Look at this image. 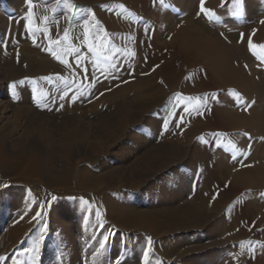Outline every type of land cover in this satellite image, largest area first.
Returning <instances> with one entry per match:
<instances>
[{
	"label": "rangeland",
	"instance_id": "obj_1",
	"mask_svg": "<svg viewBox=\"0 0 264 264\" xmlns=\"http://www.w3.org/2000/svg\"><path fill=\"white\" fill-rule=\"evenodd\" d=\"M157 1L159 2V0H152L151 5L156 6L158 3ZM89 2L92 4H84L80 0H33L34 16L39 14L40 20L36 21L33 16V19L29 22L26 19L28 10L27 0H0V137L4 141L5 146L10 149V153L15 151V153H20L21 151L26 150L28 151L27 153L29 154V157L34 156V153L36 155L41 154L42 157L39 159V162L42 168L44 167L41 170V173H46L47 171H45V169H48L50 171V175L52 176L72 177V180H66L67 182L60 185L64 188V191L51 190L38 181L35 182L32 178V180H30L29 177L28 179L25 177H16L25 164L23 165V163H18L16 166H9V164L5 161V159L10 156H13L14 158L15 153L14 155H8L5 153L4 156L6 157H3L5 159L0 157L2 159H0V194L4 195H0V236L4 233L7 226L13 222V219H17L22 215L24 208H28L29 202L32 200L33 202L38 203L39 212L43 214L47 212L49 208H52L51 205L54 201H50V198L52 199L53 196L56 197V201L64 200V198H75L74 200L80 201V198H83L89 201L90 208L79 203L81 204L80 207L86 211L89 209L88 217L91 221L86 222L84 214H82V216L76 215L74 216V223H76L79 227H94L96 230H100V232L104 231L106 236L111 235V232L116 230L117 236L120 239L129 236L140 238L142 248L144 250L147 247V241L150 238L152 245L149 251L152 255L156 256L155 258L157 261L154 264H196V262L187 258L186 254H181L180 251V249L187 247V241L189 240L178 242L176 246H173L169 241L177 239L178 236L190 239L198 234L203 241L207 240V237H205L202 233L204 232L203 226H205L206 220L204 218V211L206 208L204 209L203 201H205L204 198L207 195L215 196L213 203H209L208 207H215L219 205L223 198L226 203L224 206L226 209L225 211L229 214L230 218H233L241 223H248L250 221L256 222V219H254L252 214V208L248 203L247 195L245 196L244 194L245 192L237 194L235 187L238 186L234 184V187L232 182H225V180L223 182L219 170H217L216 174L214 173L212 175L213 179L211 176L209 177L204 175L205 171H209L206 163L213 164L210 168L212 174V171L215 170L216 166L220 165L216 164L218 161L216 156L218 157V155H223L225 153L224 150L233 149L231 147L232 141L230 136L227 137L226 132H223L220 128L216 130L207 127L209 123L214 125L216 119L218 118V108L216 109V104H218L219 101L217 98L216 101L210 100L206 108L201 109L204 114L200 115V117L205 124L195 127V129L190 131V133H183L182 129L177 127L170 129L164 128L160 131L156 130L157 134L153 138L146 136L144 129L141 127V115L138 113H134L135 117L131 120V123L123 132L119 131L118 126L115 124L103 126L99 124V118H109L108 115L111 111V104L107 101L106 95L109 92L120 88L122 85L126 86L130 82L128 80H126L128 81L127 83L126 81L119 82L123 78H106L104 81V78L99 76L100 82L104 83V85L109 84L108 86H111L112 84L110 83L114 84L115 82H119L117 85L112 87L113 90L108 89L101 92L99 90L102 89H98L94 86V83L97 82H94V76H97V74H93L91 70L88 69L89 74H91L88 78L90 79L93 77L94 80L91 78V81H89L88 79V82L85 81V84H82L79 87L84 93L88 92L90 94L80 98L81 100H79V102L69 103L73 94L79 95V93L73 91L76 90V87L74 89L71 86L72 88L69 87L68 97H65L64 101H60L58 97L65 90V85L56 81L55 77L62 75H59L60 72H57L58 74L54 73L55 69L44 72L42 67H49V64H53V67L61 65L59 64V61L54 59L49 52L46 51V49L50 45V40L63 37L64 29H68L70 26L79 27L80 33L72 34V38L69 34L67 40H62L59 45H52L61 58L68 59V57L72 54V49H76V44L84 47L83 45L86 43L84 39L85 21L88 22V41L91 42L93 33L97 31V21L99 22V27L101 28V22L96 18V13L100 10L108 8L106 5L109 3L101 5L94 4V0H89L88 3ZM38 3L40 6L37 5ZM191 5L192 4H190V7ZM115 8L123 11H128L129 9L127 6L121 8L118 5H115ZM252 8L253 7L245 9L244 14L239 17H224L210 12L211 15L214 14L215 18L209 19V16L204 17L203 25L210 28V33L218 34L223 40L225 38H229L236 39L237 42L239 40L241 41L242 34L244 35L247 29H251L255 22L259 21L264 16L263 8ZM181 9L178 10L177 15L180 17L187 15L188 11L185 9L181 11ZM40 13L43 14L41 15ZM45 17L47 19H45ZM128 17L129 14L125 16V19L131 20ZM64 19H67L66 24L69 23V26L65 24V27L59 26ZM155 22L157 21L151 20L150 25L147 26L148 29L145 36L144 32H142L136 37H142L143 35L146 39H148V41H151V43L158 41L159 38L163 39L162 37L166 39L169 38V25L166 28H163L166 30V33L163 36L162 34H157L158 36H155V33H157L154 28L156 25ZM31 23L34 24V29H32L33 27L31 26ZM30 27L34 32V35L29 32ZM241 30L244 31L242 32ZM103 34L104 37L113 39V41L117 40L114 32H110L108 34L103 31ZM33 39L36 41L35 44L33 43ZM86 44V49H83L80 54L76 53V55L83 56L85 58L84 63H87L88 61L91 63L93 60L92 53L87 50ZM69 45H71V48H69ZM119 46H121L119 48L120 50L125 49L122 43ZM133 47L132 52H136L134 55V60H136L134 62L136 69L142 67L144 63L145 68L141 71H136L133 67L134 69L131 68V71L137 73V75L142 78H155V76L158 75L157 79L153 82V87H163V85H165L163 91L169 94L168 97L170 100L173 99L172 102H175L174 97L178 93L181 95V92H179L177 87H175L174 92L167 87L165 83L166 75L161 74L160 67L167 63V59L168 64L166 67L168 71L173 70L175 67L180 68L182 66L180 61L184 62V59L176 53V47L174 45H167V47L165 45V47H160V44H158V46L151 47V49L145 52L149 58L144 57L143 53H141V49H137L136 44ZM147 48H149V46ZM165 55H167V57H165ZM151 56L152 60L150 59ZM157 60H162V62L158 64ZM258 61L262 62L260 59ZM91 65L93 67L92 63ZM101 66H103V62H101ZM194 71L195 72H193V74L195 78L197 77V74L199 75L201 72L199 77L207 82H210L206 70L198 72L199 70L194 69ZM42 72L44 74H41ZM36 73L39 74L37 75L38 77L35 76ZM46 76L53 77V84L50 85L47 81L42 79V77ZM21 81L24 83H20ZM13 84L17 85L15 89L10 88ZM189 87L191 89L193 88L192 85ZM33 88L36 89L38 97L41 93L46 92L48 93L50 100L53 97H56V102L48 105L47 107H38L32 100ZM214 92V90H210V92L206 93L207 96H211L212 94H215ZM100 93H103V95H100ZM245 95L248 97L247 94H243L239 97L244 100L246 99ZM181 96L191 98V114L192 109H194L198 103H203V99L195 100L193 95L192 97L184 95ZM127 97L129 102L137 108L139 102L136 97L132 93L128 94ZM62 102L64 107L59 108V105ZM69 104H72V106H69ZM75 105H77V107ZM49 108L51 110H49ZM146 113L147 112H144L143 114L145 115ZM147 115L148 113L145 117H147ZM156 115L152 116H155L156 118ZM157 118H160V120H165L166 118L170 119L167 114H164L163 116L161 115ZM74 119L77 120L74 121ZM66 129L71 133L73 132L74 136L71 139L72 142L70 141L71 143L69 142L64 146L63 138L65 131H67ZM111 132H113L114 135L112 139L109 138V134H111ZM217 132L224 133L225 135L217 140L213 136V134ZM133 135L136 138H134ZM139 137L143 140H138ZM200 137H204L208 143H202L199 139ZM251 140H253V138H251ZM194 143L199 144L202 155H204L199 157L200 162H196L193 171L192 168L187 165V161L190 159L188 158L190 157L189 154L191 155V151H193L195 147L193 145ZM205 152L208 154L209 158L206 157ZM225 154L229 156L227 157L229 163H238L241 161L239 159V155L237 154L235 160L232 159L233 154L229 151ZM147 157H149V159ZM201 159H203V161ZM201 163H204V165H201ZM198 164H200L201 167H199L200 165L198 166ZM157 170L158 179H155V181L158 180L159 190L156 189L149 192V189H147L150 186L149 182L151 181L149 178L151 174ZM176 170L178 171L176 172ZM188 170H192L193 173ZM188 172L192 175L191 178H186V181L184 180V186H189L188 184H190L193 179L194 183L192 182V184L198 185L197 182H200L199 186L201 189H198L199 186L196 187V185H192L189 189L190 191L187 190L180 192L178 193L179 196H177L174 191H172V186L176 184L175 182L178 176L182 173ZM102 175H107L106 177L109 180L107 181L112 185V189L106 187H99L97 190L93 189L97 183V177ZM84 176L88 179L89 184H87L86 187H82L80 182L81 178ZM161 180L163 183H161ZM179 181L181 182L180 179ZM134 182L140 184V187L136 191L129 188L131 183ZM223 184L227 185V187L223 186ZM160 187H166L165 191L168 190V192L171 193H169L168 196H164V194L161 195L162 190ZM220 191L226 192L220 196ZM9 199H13L12 206H7ZM44 199L48 200L47 205L45 204ZM108 199L113 200L115 203L108 201ZM121 201H125L129 204L128 206L126 205V208L128 209L139 208L148 211L156 209L161 210L160 220L163 221V223H168L173 215L176 214L177 210H186L190 214H185L187 219L186 221L188 223H192V225L196 224L197 227L193 229L194 231L190 229L192 232L188 229L185 230V228L180 227L183 230L173 231V233L171 232L172 234H168L167 238L161 235L160 238L151 236L146 232L127 230L126 228H123V226L115 224L111 218L110 220L104 219L101 221H95L91 218V210L99 209L100 213L105 215L107 205L110 204L109 202H112L113 204H122ZM121 210L122 209L120 208L119 211ZM11 214L12 216H10ZM215 216H217V214L211 218L215 220ZM127 220L128 224L133 221L132 217L127 218ZM38 223L39 221H37V223L31 227L28 233L24 236L26 241H30L28 237L29 235H34L36 233L34 228L36 225L38 226ZM101 224L103 227H100ZM55 225L58 226L59 223L56 222ZM163 229L164 224H161V233L164 232ZM195 230H197L198 233ZM54 235V239L52 240L56 243L57 241H60L62 244H55L51 246L50 252L57 255L60 254L64 244L62 237L57 234ZM96 235H98L97 232ZM250 240H252L253 243ZM250 240L246 242L242 241L243 245L244 242L245 246L251 242L254 248L256 246L259 248V245L262 243V240L259 239L250 238ZM238 243L233 242L229 246L227 245V248L225 249L227 253V256H225L226 260L231 261L237 257L235 260H238L239 263L242 260L240 264H260V255L256 251L257 248L254 253H249V251H247L240 253V255L237 254V252H235L236 250L233 248L238 245ZM252 245L251 247L253 248ZM123 247L124 245H121L120 250H122ZM247 247H250V245ZM42 249H44V247ZM106 255L110 258L116 257V260L118 258V253L115 254L108 252ZM44 260L48 264H64L66 261V259L64 260L59 256H50L48 259ZM210 260H207V262H210L207 264H212L211 262H214L212 259ZM27 262V259L20 258L16 264H26ZM123 262L124 264H132L131 254H128V257H125ZM80 264H85V262L80 261ZM140 264H145V262ZM148 264H150L149 260Z\"/></svg>",
	"mask_w": 264,
	"mask_h": 264
},
{
	"label": "bare ground",
	"instance_id": "obj_2",
	"mask_svg": "<svg viewBox=\"0 0 264 264\" xmlns=\"http://www.w3.org/2000/svg\"><path fill=\"white\" fill-rule=\"evenodd\" d=\"M80 1L84 4H92L90 2L88 3L89 0ZM151 2L152 0H94V4L104 5V3H109L106 5L108 8L100 10L98 13H96V18L101 22V29H103V31L108 34L110 32H114L117 40L113 41V39L104 37L103 31L99 33L95 31L91 38V42L95 43L98 47L100 45H105L107 48L105 54L107 55H111L113 51L119 49L121 47L119 45L122 43L125 49H119L118 52H115L113 57L114 60L119 64V71H117L110 78H123L119 82L126 80L130 81L126 86L122 85L120 88L109 92L107 95L105 94L107 101H109L111 104V111L108 115L109 118H99V124L102 126L115 124L118 126L119 131L123 132L131 123V120L135 117L134 113H138L141 115V127L144 129L146 136L153 138L157 134L156 130L160 131L161 129H164L162 123L164 120H160V118L157 117L161 115L163 116L164 114L168 115L171 105L176 103V101L172 102L173 99H169V94L163 91L165 85H163V87H153V82L157 79L158 75H156L155 78H142L138 76L137 73L132 72L131 68L133 67L136 71H141L144 69L145 63L142 67L136 69L134 63L136 60H134V57L129 58L126 53L132 52L134 48L133 46L136 44L137 49H141V53H143L144 57L149 58L145 52L151 49V47L158 46V44H160V47H165V45L166 47L167 45H174L177 50L176 53L182 56L184 62L180 61V64H182L181 67L179 66L180 68L175 67L173 70L168 71L166 67L168 64L167 59V63L160 67L161 74L166 75L165 83L167 87H169L173 92L175 87H177L179 92H181V95L187 97H192L193 95L195 100L197 98L203 99L205 96H207L206 92L214 90L216 98L219 101V103L216 104V109L218 108V111L216 110L218 112V118L216 119L214 125L209 123L207 127L216 130L220 128L223 130V132H226L227 137L230 136L232 141L231 144L234 143L236 148L224 150L225 153L227 151H229L231 154L235 152V154L239 155V159L241 160L238 163H229L227 160V157L229 156H227L225 153L221 156L218 155V157L216 156L218 160H216L217 163L215 161L214 162L220 165L216 166L215 170L212 171L211 174L210 168L213 164L206 163L209 171H205L204 175L212 177V175L214 173L216 174L217 170H219L223 182L225 180V182H232L233 185L235 184L238 186L235 187L234 185L237 194L245 192L244 194L245 196L247 195L248 203L252 208V214L254 219H256V222L250 221L248 223H241L233 218H230L229 214L225 211L226 209L224 206L226 203L223 198L219 205L215 207H208L209 203H213L214 200L213 196L207 195L204 198L205 201H203L204 209L206 208L204 211V218L206 219L205 226L202 224L204 227V232L202 233L205 237H207V240L203 241L202 238L198 236V234L197 236L195 235L190 239H186L183 236H178L177 239L173 240L174 242H169L173 246H176L178 242L189 240L187 241V247L180 249V251L181 254H186L187 258L193 262H196V264L210 263L207 262V260L210 259L214 261L211 262L212 264H240L242 260L239 263L238 260H235L237 257H235V259L231 258V261L225 259V256H227L225 250L227 245L229 246L233 242H239L238 245H233V248L236 250L235 252H237V254H240L242 252L249 251V247H247L249 244L245 246V242L250 240V238H255L262 240L261 245L258 244L260 247L257 248L256 246L254 248V246L252 244L251 245L254 249L257 248L256 251L260 255V264H264V247H262V245H264V196L261 195V193H264V61H258V57H264V52L257 50L256 54L254 55L253 51H251L248 47V40H251L257 45H264V16L259 21H256L251 29H247L244 35H242V40L237 42L236 39L225 38L223 40L218 34L210 33V28L203 25V18L208 16L202 14L200 11L201 0H159V2L157 1L158 3L156 2V6L153 5L154 7L151 5ZM190 4H192L191 7ZM37 5L40 6L39 3ZM115 5L127 6L129 9L128 11H123L121 9L117 10ZM234 6L235 0H204V7L206 9L224 17L235 16L232 14ZM250 7H253L252 9H264V0H246L243 14L245 9ZM179 9H181V11L184 9L187 10V15L182 17L178 16L177 12ZM127 14H129L128 18L131 20L125 19ZM34 18L36 21H38L40 20V15L37 14L34 16ZM66 20L67 19H64L62 23L60 22L61 24H59V26H69V23L66 24ZM151 20L157 21L155 22L156 25L154 27L157 31L155 36H158L157 34H162L163 36L166 33V30L163 28H166L169 25L170 33L168 35L170 38L166 39L162 37L163 39L159 38L158 41H154L152 43L151 41H148V39H146L144 36L147 34V26L150 25ZM31 26L33 27L34 24L31 23ZM32 29H34V27ZM68 30L71 38L72 34L80 33L79 27L70 26ZM142 32H144V36L142 35V37H136ZM85 44L83 45L84 47ZM148 46L149 48H147ZM84 47L76 44V49H79V54L83 51V49H86V47ZM76 53L77 52L72 51V54L68 57V59H65L71 67H65V65L61 63H59L61 66L56 65V67H53V64H49V67L43 66L42 70L45 72L55 69L54 73L58 74L57 72H60L59 75H62V77L67 78L69 81H75V83L71 85L75 89L76 85L81 86L82 84H85V81L88 82L89 79L86 78L82 72L75 68V57L77 56ZM165 57H167V55H165ZM92 59H94L93 55ZM150 59L152 60V56ZM160 62H162V60H157L158 64ZM84 65L85 67L87 66V68L91 70L93 74L96 73L97 76L104 78L105 81L106 77L103 76L99 71L94 72L89 61L84 63ZM194 69L199 70L198 72L206 70L210 82H213L210 83L204 79H201L199 77L201 72L199 75L197 74V77L195 78L193 74V72H195ZM73 72H75L76 75H73ZM41 74L44 73L42 72ZM37 75L39 74L36 73L35 76ZM91 78L93 79V77ZM90 79L89 81H91ZM95 81L96 79L94 82ZM128 81H126V83ZM119 82H115L114 84L110 83L112 85L108 86L109 84L104 85V83L99 81V83L95 82L94 86L98 89H102L99 91L103 92L108 89L113 90L112 87L117 85ZM191 85L194 89L189 87ZM71 86L70 88H72ZM73 91L76 92V90ZM130 93H132L139 102L137 108L134 107L128 100L127 96ZM229 93L234 95H229ZM243 94H247L248 97L245 95L246 99H240L238 101L237 95L241 96ZM79 100L81 99H77L74 103L77 101L79 102ZM71 102L72 100L69 103ZM184 103L189 104V101L185 100ZM69 106H72V104H69ZM75 106L77 107V105ZM189 106L191 108V105ZM144 112L148 113L147 117H145L147 113L144 115ZM177 112H179V107L177 108ZM179 114L183 116L185 115L183 125L176 126L178 121H175L174 118H170L172 122L169 123L167 129L177 127L182 129L183 133H190V131H193L195 127L205 124L200 115H198L193 109L191 115H186L183 112H179ZM152 115H156V118ZM76 120L77 119H74V121ZM73 136V132L71 133L69 130L65 131L63 138L64 146L71 141ZM113 136V132H111V134H109V138L112 139ZM133 137L136 138L134 135ZM251 138H253V140H251ZM141 139L142 138L139 137L138 140L141 141ZM193 145L195 147L193 151H191V155L189 154L190 157L188 158L190 159H187V165L190 166L192 170L196 162H200L199 157L202 155L199 144L194 143ZM9 150L10 149L5 146L4 141L0 137V157H6L4 156L5 153L8 155H14L16 152L10 153ZM27 152L28 151L24 150L20 153H15L14 158L13 156H10L6 159L3 158L5 159L6 163L9 164V166H16L18 163H23V165L25 164L16 177H25L27 179L29 177L30 180L34 179L35 182L38 181L51 190L64 191V188H62L60 185L64 182H67L66 180H70L72 177H55L50 175V171L48 169H45V171H47L46 173L42 172V176L41 170L44 167L42 168L39 162V159L42 157V155H36L34 153V156L29 157ZM206 157L209 158L207 153ZM147 158L149 159V157ZM201 160L203 161V159ZM199 165L200 164H198V166ZM201 165H204V163H201ZM201 165L199 167H201ZM192 170L188 171L190 172ZM177 171L178 170H176V172ZM189 172L182 173L177 177L178 181L176 180V184L173 183L174 185L172 186V191H174L177 196H179L178 193L180 192L187 190L190 191L189 189L192 185H196V187L200 185V182H197L198 185L192 184V179L190 184H188L189 186H184V182L186 181L185 179L191 178L192 174ZM106 176L102 175L97 177V183L93 187L94 190H97L99 187L112 189V185L108 183L109 180ZM157 176L158 170L151 174L149 178L151 180L149 182L150 186L147 188L149 189V192L156 189L159 190L158 180L155 181V179H158ZM80 182L82 187H86L88 184V179H86L84 176L81 178ZM161 183H163L162 180ZM223 186H225V184H223ZM139 187L140 184H137L136 182L131 183V186H129L131 190L135 191ZM160 188L162 190L161 195L164 194V196H168L169 193H171L168 192V190L165 191L166 187ZM198 189H201L200 186ZM225 192H221L219 195L222 196ZM0 195L4 196L3 194ZM50 201H54L51 205L52 208H49L47 212L42 214V220H39V218L36 220L33 219V216L39 212V208L38 203L33 202V200L30 201L29 207L24 208L22 215L17 219H13V222L11 224L9 223L10 225L7 226L4 233L0 236V256L10 258L7 260V264H16L20 258L27 259L28 262L26 264H33V242L40 239L41 233H43L44 239L40 244L39 253L35 259V264H48L44 259H48L50 256H59L64 260L66 259L64 264H80V261H84L85 264H124V258L128 257V254H131L132 264H140L145 262L143 257L144 249L142 248L140 238L129 236L120 239L117 236L116 230H114L111 232V235L107 236L108 239L105 241L104 237L106 234L104 231L100 232V230H96L94 227H79L76 223H74V216H82V214L85 215L86 222L91 221V219L88 217L89 209L86 211L85 209L81 208V204H79L80 201L65 198L61 201H56L50 198ZM108 201L115 203L111 199H108ZM44 202L47 205L48 200L44 199ZM112 202H109L110 204L107 205L105 215L101 214L99 218H97L95 215L96 209L91 210V218L95 221H101L104 219L110 220L111 218L115 224L119 226L121 225L127 230L146 232L151 236L160 238L161 235L167 238L168 234H172L173 231L183 230L180 227L185 228V230H193L195 227H197L196 224L192 225V223H188L186 221L187 219L185 214H189L186 210H177L176 214H174L173 217L171 216L172 218L168 223H163V221L160 220L161 210L159 209L153 211L139 208L128 209L126 207L129 204L125 201H121L122 204H113ZM12 204L13 199H9L7 206H12ZM120 208L122 209L121 211H119ZM213 214H217V216H215V220L212 219V216H214ZM10 216H12V214ZM129 217H132L133 223L131 221L130 224L127 223V218ZM37 221H39L38 226L36 225L34 228L36 233L34 235H29L28 237L30 241H26L24 236L28 233L31 227L37 223ZM56 222L59 223L58 226L55 225ZM46 223H49L47 224V228H41L42 225ZM161 224H164L163 233H161ZM192 230L190 231L192 232ZM195 231L197 232V230ZM96 232L98 235H96ZM54 234L62 237L64 244L60 254L57 255H54L53 252H50L51 246L55 244H61L60 241H57L56 243L54 240H52L54 239ZM242 241H245L243 248L241 247V244L243 243ZM250 241L252 242V240ZM101 242L105 244L103 249L100 247ZM121 245H124L122 250H120ZM43 247L44 249H42ZM108 252L115 254L118 253L117 257L120 258H117V260L116 257L110 258L106 255ZM155 257L156 256L150 253L148 257L150 264L157 262Z\"/></svg>",
	"mask_w": 264,
	"mask_h": 264
},
{
	"label": "snow or ice",
	"instance_id": "obj_3",
	"mask_svg": "<svg viewBox=\"0 0 264 264\" xmlns=\"http://www.w3.org/2000/svg\"><path fill=\"white\" fill-rule=\"evenodd\" d=\"M27 4H28V10H27V17L26 19L31 22V20L33 19V16H34V13H33V0H27ZM121 8H123L124 6L123 5H120ZM244 7H245V0H235V6H234V9L232 10V14L239 17L243 14V11H244ZM200 11L202 14L206 15V16H209V19H213L215 18L214 17V14L210 15V10L206 9L204 7V0H201V8H200ZM47 19V18H45ZM88 22L85 21V24H84V27H85V32H84V39H85V42L87 43V50L92 53L94 59L91 61V63L93 64V71H99L103 76H105L106 78H110L112 77L117 71H119V64L114 60V55H115V52H118L119 49H116L115 51L112 52L111 55H107L105 54V52L107 51V48L105 45H100L99 47L93 43V42H89L88 41V36H89V31H88V26H87ZM96 27H97V33L103 31V29H101L99 27V22L97 21L96 22ZM29 32L30 34L34 35V32L32 31L31 28H29ZM243 35V34H242ZM69 37V30L66 28L64 29L63 31V37H60V38H57L55 40H50V45L49 47L46 49V51L49 52V54L54 58L56 59L57 61H59V63L65 65V67H71L68 62L61 58L60 55L57 54V52L55 51V49L52 47V45H59L61 43L62 40H67ZM170 38V37H169ZM33 43L35 44L36 41L35 39H33ZM248 47L251 51H253V54L255 55L256 54V51L259 50L260 52H264V45H257V44H254L251 40H248ZM69 48H71V45H69ZM72 51H75V52H79V49H72ZM126 55L131 58V57H134L135 53L134 52H127ZM259 59H261L262 61H264V57H258ZM84 57L83 56H80V55H77L75 57V68L82 72L86 78H88L91 74H89V70L87 67H85L84 65ZM101 62H103V67H101ZM127 70V69H125ZM154 70V69H153ZM73 75H76L75 72H73ZM97 81V83H99L100 81V77L99 76H95L94 77ZM43 80L47 81L48 84H53V77L52 76H46V77H42ZM55 80L60 82L61 84H64L65 85V90L63 91V93L58 97L60 101H64L65 100V97H68L69 95V87L71 85H73L75 83V81H69L67 78L65 77H62V76H56L55 77ZM20 83H24L23 81H21ZM34 83V82H33ZM17 87L16 84H13L10 86V88L12 89H15ZM76 92L79 93V95L77 94H73L71 96V100L72 102H75L77 99H80L82 98L83 96L85 95H89L90 93H84L79 85H76ZM100 95H103V93H100ZM229 95H234L232 93H229ZM241 98L237 95V100L239 101ZM32 100L33 102H35L37 104L38 107L40 106H45L47 107L48 105L50 104H54L56 102V97H53L51 100L49 99V95L48 93H41L39 95V97L37 96V92H36V89L33 88L32 89ZM174 100L176 101V103H173L171 105V108L169 110V113H168V116L170 118H174L175 121H178V124L176 126H182L183 123H184V116L183 115H180L179 112H183L185 113L186 115H191V111H190V101H191V98H185L183 96H181L179 93L176 94V96L174 97ZM185 100H188L189 101V104H185ZM197 100H200V98H197ZM216 101V95L215 94H212L211 96H205L203 98V103H198L195 108L193 110H195L197 112L198 115H203L204 113L201 111L202 108H206L207 104L209 103V101ZM239 106V105H238ZM64 107V104L61 103L59 105V108H63ZM179 107V112H177V108ZM49 110H51L49 108ZM172 122L170 119L166 118L162 123H163V127L165 129L168 128L169 126V123ZM225 134L224 133H214L213 136L219 140L222 136H224ZM200 141L202 143H208V141L205 140L204 137H200L199 138ZM231 147L233 149L236 148V145L233 143L231 144ZM232 159H236V154L235 152L233 153V156H232ZM225 187H227V185H225ZM262 196H264V193H261ZM53 200L56 199V197H52ZM72 199H75V198H72ZM213 199H215V196H213ZM80 203L85 205V206H88L90 208V205H89V201L88 200H85L83 198H80ZM95 215L97 218L100 217L101 213L99 211V209H96L95 210ZM39 220H42L43 217H42V214L40 212H37L35 214V216H33V219L36 220L38 219ZM100 227H103V225L101 224ZM42 228H47V224H43L42 225ZM44 239V236H43V233H41V236H40V239L39 240H36L33 242V248H32V252H33V264H35V259L36 257L38 256V253H39V248H40V244L41 242L43 241ZM108 237L105 236L104 237V240L107 241ZM151 245H152V241L151 239L149 238L148 241H147V247L145 248L144 250V253H143V257H144V260H145V264H148V257L150 255V248H151ZM249 252L250 253H254L255 249L251 247V242H249ZM100 247L103 249L105 247V244L103 242H101L100 244ZM241 247L243 248L244 245L243 243L241 244ZM262 247H264V245H262ZM10 259L9 257H5V256H0V264H7V260Z\"/></svg>",
	"mask_w": 264,
	"mask_h": 264
}]
</instances>
